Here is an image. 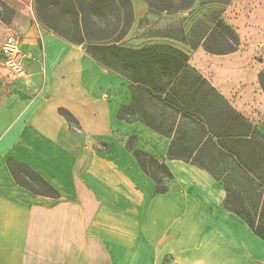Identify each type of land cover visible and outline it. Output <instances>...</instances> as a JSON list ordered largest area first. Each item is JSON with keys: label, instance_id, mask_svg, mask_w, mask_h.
<instances>
[{"label": "crops", "instance_id": "obj_1", "mask_svg": "<svg viewBox=\"0 0 264 264\" xmlns=\"http://www.w3.org/2000/svg\"><path fill=\"white\" fill-rule=\"evenodd\" d=\"M3 1L16 14L10 25L0 21V48L19 35L26 74L41 84L29 85V93L0 62V264H264V240L224 207L223 185L205 168L168 156L175 133L118 118L132 101L129 81L45 29L27 0ZM132 3L135 21L148 14L143 0ZM244 3L251 11L239 19L264 24V0ZM241 40L231 54L185 51L188 66L264 138V61L254 59L258 49L246 50L243 34ZM255 40L261 45L264 35ZM132 136L135 150L160 157L177 189L156 192L127 147ZM93 139L109 152L95 149ZM9 160L38 173L59 197L18 184Z\"/></svg>", "mask_w": 264, "mask_h": 264}, {"label": "trees", "instance_id": "obj_2", "mask_svg": "<svg viewBox=\"0 0 264 264\" xmlns=\"http://www.w3.org/2000/svg\"><path fill=\"white\" fill-rule=\"evenodd\" d=\"M148 14L184 15L183 23L149 38H161L188 46L202 47L211 54L225 55L239 50L240 37L224 19L231 0H143ZM38 22L65 41L82 47L98 63L129 81L131 104L122 107L118 118L142 122L171 136L168 156L197 164L209 171L227 192L224 207L243 218L264 240V138L245 121L219 93L188 66L189 54L168 43L133 47L126 37L135 24L132 0H34ZM16 11L0 0V21L10 25ZM147 17H143V26ZM188 23V24H187ZM190 23V24H189ZM187 24V25H186ZM226 47L222 50L220 47ZM264 91V71L259 74ZM59 114L79 129V122L66 109ZM219 121V122H218ZM242 129V130H240ZM132 136L130 140H135ZM94 148L109 152L106 143L93 139ZM127 146L143 170L157 182L147 166L168 171L149 154ZM101 150V151H102ZM15 180L37 195L58 198V192L38 173L15 160L8 161ZM26 174L42 188L25 182ZM232 183L225 181L227 175ZM167 264V263H165Z\"/></svg>", "mask_w": 264, "mask_h": 264}, {"label": "rangeland", "instance_id": "obj_3", "mask_svg": "<svg viewBox=\"0 0 264 264\" xmlns=\"http://www.w3.org/2000/svg\"><path fill=\"white\" fill-rule=\"evenodd\" d=\"M235 1L237 2V7H235L236 6ZM244 1H248V0H231V3L227 7H225V12L227 11L228 13H226L223 16V19L237 31V33L240 37L239 49L241 48V45L243 43L241 40V37L243 34L245 36V38L247 39L246 50L248 52H251L252 50H255V49L257 51V49H258V51L254 54V59L259 61V62H263L264 61L263 60L264 54L260 51V49L264 48V40L261 41V45H260V42L255 40V38H257V35H259V34L264 35V24L259 25L257 23V24L249 25V24H247L248 22H244L243 19L242 20L239 19V17L243 16L244 12L251 11L249 8L248 9L242 8V7H244L243 5L245 4ZM252 1L253 2L255 1V3L259 2V0H250V2H252ZM241 3H244V4H241ZM246 3H248V2H246ZM229 6H234V7L228 8ZM26 9L28 11L33 10L35 12L34 0H27L26 1ZM144 17H147V21L145 22V24L143 26L140 25L141 19H138L135 21V24H134L131 32L129 33V35L125 39L126 44H128L129 46L138 47V46L149 45L152 43L162 42V43H168V44L180 47L184 51H187L190 53L192 52L188 46H185V45L178 43V42H174V41L167 40V39H161V38H149V36L153 35L156 32H159V31L160 32H167L169 30H172V29L178 27V25L181 22L183 23L184 15H182V14L167 15L166 13H162L160 15L149 14L148 16L146 15ZM236 22H238V23H236ZM260 22H263L262 19ZM257 25H259V26H257ZM15 36H17L18 38L20 37L17 34ZM249 39H251V40H249ZM219 48H221L222 50H226V47L224 45L222 47L219 46ZM241 59H243L245 61L246 57H241ZM0 62L5 63V58L1 54H0ZM1 63H0V65H1ZM234 65L236 66V64H234ZM5 67H7V66H5ZM7 73H8V78H10V79L13 78L15 80H21L22 81L21 86H26L27 89L25 87L24 88L27 91L29 90V88H31V87H28L29 85L41 84L39 79L29 77V76H27V74H26V76L21 77V76H16L13 73L11 74L9 71H7ZM28 92L33 93L34 91L29 90ZM72 128L76 133L81 134L79 129H77L76 127H72ZM129 143L130 144H136L137 138H135V140H129ZM149 155L152 156L156 161H158V163L160 165H162L163 161L160 159V157H157V156L150 154V153H149ZM145 160H146L147 166L150 170V174H152V176H154L156 178V180L159 182L158 187L162 191L167 192V191H170L171 189H177L178 188V185L174 182L170 171L168 172V171H165V170L159 168L156 165H151L149 163V159H147V158ZM17 172L25 182L30 183L31 186L34 187L35 189L42 191V188L40 187V185H38L36 182L32 181L26 174H24L21 171H17ZM232 174L233 173H231L230 175H227V177L225 178V181L228 184L232 183V180H233V178L231 176ZM156 184H157V182H156Z\"/></svg>", "mask_w": 264, "mask_h": 264}, {"label": "built area", "instance_id": "obj_4", "mask_svg": "<svg viewBox=\"0 0 264 264\" xmlns=\"http://www.w3.org/2000/svg\"><path fill=\"white\" fill-rule=\"evenodd\" d=\"M0 54L5 58V64L16 76L26 75V59L28 53L23 50L20 39L11 34L2 43Z\"/></svg>", "mask_w": 264, "mask_h": 264}]
</instances>
